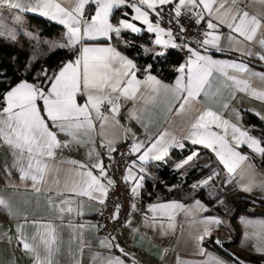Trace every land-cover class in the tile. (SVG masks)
Masks as SVG:
<instances>
[{
  "label": "snow or ice",
  "instance_id": "6c2138e0",
  "mask_svg": "<svg viewBox=\"0 0 264 264\" xmlns=\"http://www.w3.org/2000/svg\"><path fill=\"white\" fill-rule=\"evenodd\" d=\"M251 2L264 6V0ZM122 7H127L129 13L134 14L113 23L115 12ZM0 8L14 10L15 14L11 16L14 25H22L21 14L29 12L58 22L66 29L61 40L44 42L49 44L50 51L66 49L74 55V59L62 63L56 71L42 69L33 80L22 79L8 85L5 91H0V144L10 150L12 167L18 170L21 181L30 182L33 191L41 192L46 177L54 173V183L57 186L61 184L59 169L50 161H55L58 149L70 144L89 143L94 146L96 141L93 134L97 122L102 130L109 123L122 130L118 137H104L101 140V146L106 149L105 154L109 159L117 151L116 144L129 139L131 134L128 151L129 154H135L136 159L126 167L123 181L131 183L133 196L139 194L146 176L145 168L138 165L149 160H164L170 148L183 149L185 141L210 149L230 176H234L242 162L250 159L240 150L243 146L264 157V139L223 119L211 107H196L200 104L202 94L209 97L220 92L219 88L213 91L215 76L223 78L224 87L234 88L264 101V72L252 71L249 64L243 61L214 59L210 52V49L219 52L237 51L264 61V11L258 14L249 11L246 0H0ZM165 9L169 16L167 21ZM182 16H189L196 25L204 26L201 33L203 39L195 41L198 48L192 47L191 42H176L178 37L173 33L171 25L175 23L180 33L186 32L187 29L180 22ZM136 22H142L141 26ZM162 23L169 26L165 28ZM224 27L230 30L227 35L222 32ZM125 30L131 33L146 30L156 35L155 45L165 51L145 47V54L162 57L170 48H187L188 58L176 69L179 75L173 84L165 83L153 75L151 64L141 70L133 59L119 50L121 44L125 48L133 46L131 41L124 39ZM21 32L32 39L37 38L30 31L10 26L0 13V39L16 43ZM222 40L235 47H223ZM252 45H259L262 51H253ZM31 60L36 61L37 56L33 55ZM23 67L28 71L31 64L26 63ZM0 71L3 72L0 75L2 87L7 72ZM141 71L143 79L137 76ZM253 77L259 78L260 88L253 87ZM169 95L172 100L168 102V110L175 107L178 113L191 117L187 134L179 140L167 128H163L146 143L138 139L132 129L120 124L118 117L122 100L142 104V108L134 106L130 110L129 118L141 123L147 130L148 124L142 119L141 113L148 105L156 104L161 96L167 100ZM223 107L227 108L228 104L225 103ZM253 114L264 120L259 112ZM60 134L66 138L61 139ZM93 152L95 156L91 164L69 161L75 166L72 178L63 181V188L56 191L57 196L67 198L55 204L49 197V205L58 211L61 223L64 222L65 213L75 211L76 215H84L85 199L103 205L110 188L116 183L109 175L101 153L93 147V151L89 152L90 157ZM198 155L197 151H193L177 167L182 168ZM219 175L213 169L211 175L193 184L192 188L209 187L210 182ZM225 182L232 183V179L226 177ZM254 185L255 180L250 178L249 183L242 187L244 191L251 192ZM12 186L18 187L15 184ZM261 186H264V181H261ZM48 190L52 191L51 188ZM213 195H216V190L210 188L209 196ZM217 199L219 204H225L224 200ZM74 203L75 208L72 207ZM0 206L11 211V204L3 197H0ZM132 208L136 209L135 203ZM148 211L152 215L149 217L145 214L146 222L151 219L157 226L163 227V218L166 217L170 221L168 228H174L171 221L178 212L195 215L198 211L207 212L209 209L200 200H195L192 205L172 200L149 204ZM119 214L120 207L117 206L113 220L118 219ZM157 217L161 219L157 221ZM201 223L205 227L198 240L203 242L206 237L212 236V226L222 224L223 221L216 216H205ZM245 223L255 222L245 220ZM260 223L264 224V221ZM29 224L37 229L31 237L25 234V227ZM128 224H131V220H128ZM68 226L73 230L84 228V224L75 225L71 222ZM16 231L17 247L30 254L34 264H54L59 246L55 224L29 220L25 216L16 225ZM215 242L223 244L218 238ZM102 244L122 254L110 255L105 264H126V258L131 254L120 247L115 237L106 238ZM257 251L264 252V247H258ZM211 259L213 264H226L216 257ZM237 264L242 262L237 259Z\"/></svg>",
  "mask_w": 264,
  "mask_h": 264
},
{
  "label": "crops",
  "instance_id": "0c3cea01",
  "mask_svg": "<svg viewBox=\"0 0 264 264\" xmlns=\"http://www.w3.org/2000/svg\"><path fill=\"white\" fill-rule=\"evenodd\" d=\"M246 2L249 4V11L257 14L264 11V6L260 5L258 2L252 3L251 0H246ZM0 13L3 14L8 23L11 16L15 14L14 10H10L8 8H0ZM29 14L50 20L49 18L43 17L37 13L29 12L21 14L23 16V20L26 18L30 24H33L38 28V33L39 26L35 21L27 18ZM133 14L134 13H130L129 15ZM52 22L60 25L56 21ZM136 23L138 26H141L142 24V22ZM60 26L63 30L59 33H62L63 35L66 29L64 26ZM125 31L130 32V30ZM229 31L230 30L226 27L222 29L224 35H227ZM142 32H144L145 35L141 38V42H137V44H139L141 53L145 54L144 48H151L156 35L154 33H148L146 30ZM126 40L131 41L128 39ZM221 44L225 48L235 47V45L230 46L224 40L221 41ZM191 46L198 48L196 43H191ZM158 47L162 48L161 46ZM119 50L129 56V58L133 59L125 51L123 44L119 46ZM252 50L257 52L262 51L259 45H252ZM210 52L214 59L236 60L238 62L243 61L249 64L252 71L264 72V61H260L255 56H247L244 55L243 52L237 51L219 52L215 49H210ZM181 54V61L176 65H172V68L175 71L172 79H165L154 72L151 73L156 75L158 79L163 80L165 83L173 84L179 75L176 69L188 58L189 53L187 48H185V53L183 54L181 52ZM151 56L155 57L154 55ZM71 59H74V57ZM71 59H67L66 61ZM147 65L148 64H137V67L142 70ZM59 67L56 70H58ZM137 76L138 78L143 79L142 71L138 72ZM20 80L22 79H19L15 83H18ZM251 83L253 87H261V82L257 77H253ZM216 88L220 89L218 94L210 95L209 97H204L202 94L199 98L200 104L196 105V107H211L213 111L217 112V114H219L223 119L229 120L231 123H235L239 127L249 130L250 134L255 137L264 139V136H261V128L244 123L240 112L241 110H246L250 113L259 112L261 116H264V101H260L252 97L250 94L236 91L234 88L224 87L223 78L219 76H215L213 78V91H215ZM233 92H235L234 96ZM171 100V95L168 96L167 100H165L164 96H161L156 104L148 105L146 110L141 113L142 119L148 124L147 130H145L141 123L129 118L130 110H132L134 106L137 109H140L142 108V104H134L133 101L122 100L120 115L118 117L120 124L125 128L132 129L136 137L146 143L149 141L150 137L156 135L163 128H167L169 132H171L179 140L182 136L187 134L190 128L191 117L184 113H178L175 107L169 111L168 102ZM81 102L83 101L81 100ZM225 103L228 104L227 108L223 107ZM213 130L216 129L214 128ZM121 134L122 130L120 128L112 127L111 123H109V125L102 130L100 128V123L97 122L96 131L93 134L96 141L94 146L89 143H73L68 147L58 149L55 161H50V164L59 169L61 184L57 186L54 183V173L52 176L46 177L45 185L39 193L32 190L30 182L21 181L19 179L20 174L18 170L12 167L13 158L10 150L6 146L0 144V197H3L11 204V211L3 206H0V264H34L31 255L26 253L21 247H17L16 225L21 223L25 216H27L29 220L35 219L40 222H52L57 226L59 246L58 251L54 256V264H105L106 259L110 255H122L117 249H109L105 246V244H102V241H105V239L110 236H107L100 231L99 227H96V215L102 206L101 204L85 199L83 203V211L85 214L76 215L75 211L71 214L65 213L63 223H61L59 219L58 211L49 205V197L52 198L55 204H59L61 199L67 198L57 196L56 191L58 188H63V181H70L72 178L75 166L69 163V161L75 160L84 164L93 163L95 152H93L92 157L89 156V152L93 151L94 147L95 151H99L101 153L104 163H106L109 157L105 154L106 149L101 146L102 138H112L113 136L118 137ZM130 136L131 134H129V139L127 140L119 141L116 144V148L122 144L131 145ZM60 138L65 139L66 137L64 134H60ZM185 142L191 144L190 141ZM197 146L212 155L213 159L210 160H212L220 170L221 176L224 178L225 186H232V189L230 188L227 190V194L230 197L238 196L246 200H253L256 198L264 199V186H261V181L264 179V167L256 166L251 156L248 154V151H250L257 160H261L262 157L258 153H255L248 147L243 146L240 150L244 154L248 155L250 159L242 162L234 176H230L210 149H207L202 145ZM176 148L181 149L178 147L170 148L169 154L164 160H149L138 165V167L145 168V179L156 178L157 174L155 165L161 164L172 158L173 152ZM194 150L196 151L197 149ZM134 159H136V155L132 154L128 165ZM9 173L11 174L9 175ZM125 174L126 168L124 171V175ZM226 177L232 179V183H226ZM250 178L255 180V185L253 186V190L251 192H247L243 190L242 186L248 184ZM14 184L18 185V187H13L12 185ZM126 185L131 192V183H127ZM49 188H51L52 191H49ZM141 191L142 188L139 190L138 195L133 196L132 194L133 199L130 205V214L118 227L117 234L113 236L115 237L116 242L119 243L120 247H122L125 252L131 254L126 258V264H134V262L135 264H213L211 259L212 257L225 261L226 264H237L233 261L226 260L216 252L205 248L202 242L198 240V237L202 234L205 227V225L201 223L205 216H216L223 221L222 224L212 226V233H217L221 239H229L231 238V234L228 227H231L235 229L237 233L235 246L246 253L256 254L261 257L259 261L249 262L248 264H264V252L257 251L258 247H264V224L260 223L264 221L263 210L249 206L246 209L239 207L238 209L240 210L237 213L236 218L231 220L228 217L226 218V212L229 207L228 203L226 211H222L221 209H213L215 207L212 206L210 202L209 208L213 209V213H203L202 211H198L195 215H191L181 211L178 212L175 215L174 220L171 221V223H174V228H168L170 221L166 217L163 218V227H159L151 219L147 222L145 221L146 213L149 217L152 215L148 211L149 204L176 200L186 205H192L195 200H200L203 204L204 201L200 197L192 194L185 196L182 192H190L191 189L190 191H185L180 188L176 195L167 199L156 198L150 202L143 203L141 201ZM133 203L136 205L135 210L132 208ZM72 207H76L75 203ZM218 211H221V213ZM160 219V217H157V221ZM128 220H131L130 225L128 224ZM245 220L254 221L255 223L248 224L245 223ZM69 222L75 225L84 224V228L80 229L77 227L73 230L68 226ZM36 230V226L31 224L26 225L25 234L31 237ZM7 237H11V239H8Z\"/></svg>",
  "mask_w": 264,
  "mask_h": 264
},
{
  "label": "trees",
  "instance_id": "16d2710c",
  "mask_svg": "<svg viewBox=\"0 0 264 264\" xmlns=\"http://www.w3.org/2000/svg\"><path fill=\"white\" fill-rule=\"evenodd\" d=\"M129 9L127 7H122L120 10L115 12V19L113 22H116L120 18H128ZM30 20L35 21L39 26V34L43 36H52L61 32L63 28L46 19L34 15H28ZM124 39L133 41V46L130 48H125V51L134 59V61L139 65L151 64V72L158 74L159 76L165 79H172L174 74V69L172 65L178 64L182 59V54L179 49L170 48L166 50V55L162 57H152L150 54H142L140 51L139 44L141 38L144 37L145 33H131L125 31L123 33ZM177 42L181 44L178 40ZM115 43V41H114ZM189 43L185 42L184 44ZM24 49L22 46H18L16 43H9L7 45H0V70H5L7 72V77L4 82V85L0 87V91H5L7 86L14 84L19 79H29L33 80L36 76V72L39 73L42 69H48L49 71H56V69L64 63L67 59H71L74 55L69 50H54L49 51L34 63H32L30 69L25 71L23 65H25L24 60ZM0 75H3V72L0 71ZM241 118L247 125L256 126L261 128V135H264V120L260 119L258 116L250 113L246 110H241ZM194 149L198 153L208 154L210 159H213L212 155L209 154L206 150L200 148L197 145H192L188 142H185V147L183 149H177L173 152V157L169 160L156 164V178L145 179L143 181V187L141 191V201L143 203L150 202L156 198L167 199L171 196L177 194L180 188L185 191H190L191 186L189 185L192 180L197 176L201 171L197 167H192L187 169L184 174H181L179 169H175L173 164L175 161L180 160L183 157H186ZM248 154L251 156L252 160L256 166L264 167V157L261 160H257L250 151ZM192 195L200 197L204 204L207 206L209 211L203 213H213V209L209 208V200L204 194L203 190H194ZM228 211L226 212V218L235 219L240 208L253 207L258 208L264 211V199L256 198L253 200L242 199L238 196H233L228 199ZM221 213V211H218ZM231 234L229 239H221L217 233H212L211 237H206L202 242L203 246L207 249H210L216 252L218 255L223 257L226 260L233 261L237 263V259L242 262V264H248L249 262H257L260 260V256L256 254L246 253L235 246L237 241L236 230L228 227ZM223 241L222 245H218L215 241L216 239Z\"/></svg>",
  "mask_w": 264,
  "mask_h": 264
},
{
  "label": "built area",
  "instance_id": "2783aa9c",
  "mask_svg": "<svg viewBox=\"0 0 264 264\" xmlns=\"http://www.w3.org/2000/svg\"><path fill=\"white\" fill-rule=\"evenodd\" d=\"M165 21L169 19L167 15V9L164 10ZM181 24L187 29L186 32L180 33L179 28L173 23L171 25L173 33L178 37V41L181 44L185 42L195 43L197 40H202L201 33L204 30L203 25H196L193 19L189 16H182L180 20ZM165 28L169 25L162 23ZM180 52L185 53V48H179ZM129 144H122L117 148V151L112 153V158L108 159L105 163L107 166L109 175L116 181L115 185L109 190L108 197L105 203L101 206L99 212L96 215V223L99 226L101 232L107 236L113 237L117 234L118 227L130 214V205L132 203V193L128 186L123 181L124 171L128 165L132 154H129ZM120 207L119 218L113 220L112 216L116 207Z\"/></svg>",
  "mask_w": 264,
  "mask_h": 264
},
{
  "label": "rangeland",
  "instance_id": "374dc122",
  "mask_svg": "<svg viewBox=\"0 0 264 264\" xmlns=\"http://www.w3.org/2000/svg\"><path fill=\"white\" fill-rule=\"evenodd\" d=\"M9 25L10 26H15V27H20L22 29H25L27 31L32 32L37 38L36 39H32L28 36L23 35V32H21V34L18 36V42H16V44L18 46H22V48L24 49V60H25V64L26 63H34L35 61L31 60V57L33 55L37 56V59H39L40 57H42L43 55H45L47 52H49L50 48H49V44L45 43L44 41H60L61 37L63 36L62 33H58L57 35H53V36H43L40 35L38 33V28L35 27L33 24H30L28 22V20L26 18H24L23 20V24L22 25H14L12 23V19L10 18L9 21ZM54 37V38H53ZM9 42L7 40L4 39H0V45H7ZM151 48L154 49V51H165L163 48H159L157 45H155V43L153 42V44L151 45ZM32 66V65H31ZM37 74V72H36ZM261 131V129H260ZM262 136V135H261ZM264 136V135H263ZM195 151L192 150L190 152V154ZM190 154H188L186 157L181 158L180 160H177L176 162H174L173 166L175 169H179L181 174H184V172L192 167H197L198 170H202L200 173L197 174V176L192 180V182L189 184L191 186V191L190 192H182V194H184L185 196H189L191 195L194 190H203L204 194L207 196L209 203L212 204V206H214L215 208L213 209H221L222 211H226L227 208V203H228V199L230 198V196L227 194V190L228 189H232V186H225L224 184V178L221 176V172L218 169L217 165L210 160L208 154L206 153H199V155L197 157H195L192 161H190L188 164L184 165L182 168H178L177 165H179L182 161H184ZM210 166V167H206ZM216 170L217 172L220 173V175L218 177H216L213 181L210 182L209 187H205V188H198V189H193L192 185L205 179L206 177H208L209 175H211L212 170ZM264 181V179H263ZM210 188H215L216 190V195L213 196H209V191ZM264 191V189H263ZM222 199L225 201L224 205L219 204L218 199Z\"/></svg>",
  "mask_w": 264,
  "mask_h": 264
},
{
  "label": "water",
  "instance_id": "95a60500",
  "mask_svg": "<svg viewBox=\"0 0 264 264\" xmlns=\"http://www.w3.org/2000/svg\"><path fill=\"white\" fill-rule=\"evenodd\" d=\"M115 212V211H114Z\"/></svg>",
  "mask_w": 264,
  "mask_h": 264
}]
</instances>
